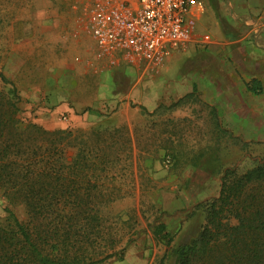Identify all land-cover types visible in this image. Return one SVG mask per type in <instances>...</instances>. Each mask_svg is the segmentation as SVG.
Here are the masks:
<instances>
[{"label":"rangeland","instance_id":"rangeland-1","mask_svg":"<svg viewBox=\"0 0 264 264\" xmlns=\"http://www.w3.org/2000/svg\"><path fill=\"white\" fill-rule=\"evenodd\" d=\"M202 1L184 50L158 66L131 68L92 46L86 0H0V72L20 96L21 116L46 130L98 123L129 134V167L119 166L106 185L114 199L106 237L118 257L101 264H159L165 256L173 264L166 252L197 237L204 217L195 206L217 197L222 169L241 173L264 158V56L232 43L226 0ZM252 78L259 94L247 90ZM194 88L196 99L180 100ZM12 209L26 221L22 205ZM157 218L173 238L170 248L151 234Z\"/></svg>","mask_w":264,"mask_h":264},{"label":"trees","instance_id":"trees-1","mask_svg":"<svg viewBox=\"0 0 264 264\" xmlns=\"http://www.w3.org/2000/svg\"><path fill=\"white\" fill-rule=\"evenodd\" d=\"M0 82V202H5L0 264H101L118 257L106 237L114 201L106 185L120 173L119 166L129 167L128 132L98 123L46 130L21 116L20 96L1 72ZM246 86L253 94L261 92L257 80ZM192 97L195 88L180 100ZM210 115L221 130L214 108ZM16 205L23 206L25 222L15 216ZM195 209L203 213L204 224L196 238L166 252L173 264H264V158L241 173L236 167L222 169L217 197ZM159 220L149 225L151 234L170 248L173 238Z\"/></svg>","mask_w":264,"mask_h":264},{"label":"built area","instance_id":"built-area-1","mask_svg":"<svg viewBox=\"0 0 264 264\" xmlns=\"http://www.w3.org/2000/svg\"><path fill=\"white\" fill-rule=\"evenodd\" d=\"M88 34L98 54L129 65L158 66L191 40L202 0H86ZM209 43V35L201 39Z\"/></svg>","mask_w":264,"mask_h":264},{"label":"crops","instance_id":"crops-1","mask_svg":"<svg viewBox=\"0 0 264 264\" xmlns=\"http://www.w3.org/2000/svg\"><path fill=\"white\" fill-rule=\"evenodd\" d=\"M226 2L230 17H232L231 24L236 33V40L232 43L237 46V49H241L243 53H246L247 49H252V55L263 57L264 0H226ZM90 40L92 46L96 48L91 36ZM118 64L131 68L143 65H129L122 59H118ZM255 79L257 80V78H252V80Z\"/></svg>","mask_w":264,"mask_h":264}]
</instances>
